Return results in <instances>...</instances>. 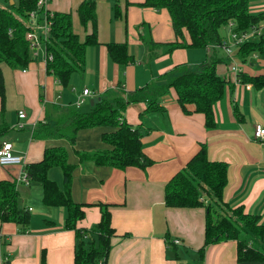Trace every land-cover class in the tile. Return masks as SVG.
I'll return each instance as SVG.
<instances>
[{"label": "crops", "instance_id": "crops-1", "mask_svg": "<svg viewBox=\"0 0 264 264\" xmlns=\"http://www.w3.org/2000/svg\"><path fill=\"white\" fill-rule=\"evenodd\" d=\"M9 1L13 0H0V8L10 9ZM84 1L50 0L46 7L50 12L71 13L74 32L81 41L92 32L91 24L83 27L78 16ZM94 1L99 44L87 49L85 68L72 76L69 88H63L47 73L44 47L25 70L2 66L7 104L0 118L10 127L2 140L14 145V153L24 158V165L0 166V182L15 183L19 206L31 210L27 233H21L16 224H2L0 220V264L7 260L9 264H41L44 252L47 264H74L75 233L64 228L67 209L46 206L40 183L30 180V185H26L19 181L27 165L41 161L45 150L52 147H64L69 163L75 166L71 186L74 201L91 205L84 208L80 228L89 229L99 223L101 210L96 203L113 205L112 226L116 234L107 264H264L238 263L235 241L209 245L202 257L205 208H169L165 203L167 183L205 145L210 160L228 165L225 201L234 209L242 207L245 213L259 216L264 224V145L254 138L256 126H264V89L243 83L239 74L231 70L232 63L227 66L222 60L217 67L218 74L227 78L230 86L214 107L218 124L215 129H206L203 114H185L174 89L160 100L166 111L146 117L141 127L143 148L154 161L146 170H119L94 160H81L77 151L109 150L102 136L113 128L81 130L74 146L66 139L35 138L42 122L64 120L72 110L88 111L94 98L115 90L119 84L125 91L167 84L183 66L192 68L212 55V48L198 51L196 56L194 49L187 48L167 52L163 45L175 41L176 36L165 9L142 7L145 0H119L123 16L116 20L113 0ZM263 11L264 0H252L251 12ZM123 42L136 59L127 66L114 63L108 54L109 43ZM241 64L242 72H264V59L258 56ZM84 89L92 94L77 109L75 102ZM1 108L0 100V112ZM145 109V103L131 104L125 112L127 121L140 127V114ZM19 111L27 116L23 120L27 125L22 129L16 128L21 121ZM55 168L49 171V178L62 187L63 171ZM176 240L180 243L176 244Z\"/></svg>", "mask_w": 264, "mask_h": 264}, {"label": "trees", "instance_id": "trees-1", "mask_svg": "<svg viewBox=\"0 0 264 264\" xmlns=\"http://www.w3.org/2000/svg\"><path fill=\"white\" fill-rule=\"evenodd\" d=\"M13 1L10 9L0 8L1 115L7 104L2 66L5 64L13 70H25L34 62L26 38V22L33 11L39 13L40 22L44 12L38 9L39 0ZM113 2V17L117 20L123 15L119 0ZM251 3L252 0H145L141 6L168 11L176 40L163 45L167 47V52L209 47L215 54L216 48L224 42L221 28L228 27V35L231 30L239 34L248 33L264 21V11L251 12ZM77 12L83 27L92 26V32L84 41L74 32L71 13L46 12L50 33L43 38V44L46 52L53 56V60L46 64L47 73L54 76L63 88H69L72 76L84 70L87 49L99 44L96 2L85 0ZM230 23L234 24L232 29ZM257 37L236 48V57L242 63L257 56L264 59V33ZM107 48L114 63L127 66L136 61L126 42L109 43ZM221 62L222 59L214 55L198 66L190 68L185 65L167 84H149L133 91H125L119 84L115 90L101 96L88 111L72 110L64 120L42 122L35 132V138L66 139L74 146L81 130L113 128L112 132L102 136L110 149L77 151L81 160H94L99 165L119 170L130 167L146 170L154 161L144 152L141 127L150 114L166 111L161 107L160 100L169 95L171 89L175 90L177 102L185 114L201 113L205 116L207 130L217 127L214 107L224 98L230 86V81L218 74L217 67ZM239 76L243 83L253 84L258 90L264 89V72L259 75L241 72ZM137 103L146 104L145 111L140 114V127H135L125 117L127 108ZM9 130V125L0 118V140ZM55 167L63 171L62 187L49 178V171ZM26 171L31 181L42 185L43 203L46 206L67 209L64 228L75 233L74 264H107L112 239L116 234L112 226L113 205L96 203L95 206L101 210L99 223L89 229L78 226L85 218L84 208L91 205L77 203L72 197L75 166L69 163L67 150L64 147L47 148L43 159L27 165ZM227 185L228 165L210 160L206 146L202 145L186 167L167 183L165 203L169 208H205V243L200 250L202 257L209 245L235 241L238 263L264 262V224L259 216L245 213L242 207L234 209L225 201ZM18 197L15 183L7 180L0 182L1 223L16 224L21 233H27L30 212L19 206ZM167 242L170 243L169 237ZM5 264H9V261ZM41 264H47L45 252Z\"/></svg>", "mask_w": 264, "mask_h": 264}, {"label": "built area", "instance_id": "built-area-1", "mask_svg": "<svg viewBox=\"0 0 264 264\" xmlns=\"http://www.w3.org/2000/svg\"><path fill=\"white\" fill-rule=\"evenodd\" d=\"M50 0H39L38 1V9H42L44 12L41 16H43V19L39 22L38 16L39 13L37 11H33L29 14L28 21L26 22V25L28 27V32L26 35L27 40L30 43V47L33 53V56L36 55L37 51L44 47L43 44V38H46L48 34L50 33V23L47 19V5L49 4ZM229 26H234L233 23H230ZM264 33V21L261 22L258 27H255L251 32L248 33H234L232 30L229 32L228 40L224 41L221 45V48H223L227 55L230 57L233 53V49H236L243 43L250 40V38L255 36H260ZM253 34V35H251ZM45 49V47H44ZM53 56L48 54L45 50V62L47 64L48 61H52ZM231 70L235 72L236 74H239L242 72L241 67H238L236 65H231ZM92 92L89 89H84V91L79 95L77 101L75 102V107L77 109H80L86 102L87 97L91 96ZM26 113L24 111H19V118L20 122L16 125V128H25L26 123L23 121L26 119ZM254 138L256 141H258L260 144L264 145V126L261 124H258L255 128L254 132ZM12 165H24V158L16 155L14 153V145L11 142L0 140V166H12ZM19 181L30 185V178L28 177L27 171L24 170L23 174L20 176ZM31 210V209H29ZM1 242V238H0ZM176 244H179L180 241L176 240Z\"/></svg>", "mask_w": 264, "mask_h": 264}, {"label": "rangeland", "instance_id": "rangeland-1", "mask_svg": "<svg viewBox=\"0 0 264 264\" xmlns=\"http://www.w3.org/2000/svg\"><path fill=\"white\" fill-rule=\"evenodd\" d=\"M220 33H221V35L223 36V40L224 41H227L228 40V27H223V28H221V30H220ZM251 35H253V34H251ZM256 38H258L257 36H255V39ZM208 49H210L209 47H207V48H204V49H194L195 51L193 52L194 53V55L196 56V55H198V53L199 52H203V50H207L208 51ZM199 51V52H198ZM211 53H212V55L211 56H214V55H216V56H218L219 58H221L222 60H225L226 61V65L228 66L229 64H233V65H236V66H238V67H240V65H242L241 63V61H239L238 59H237V57H236V49H233V53H232V55L229 57L228 55H227V53H226V51L223 49V48H221L220 46L219 47H217L216 48V51H215V54L211 51ZM211 56H208V58L209 57H211ZM207 58V59H208ZM232 59V60H231ZM194 62V61H193ZM196 62V61H195ZM197 64L198 63H196V65L195 66H197ZM199 65V64H198ZM194 66V67H195ZM87 100V99H86ZM55 169H58V171H60L61 172V169L60 168H55ZM62 173V172H61ZM9 261V260H8Z\"/></svg>", "mask_w": 264, "mask_h": 264}, {"label": "water", "instance_id": "water-1", "mask_svg": "<svg viewBox=\"0 0 264 264\" xmlns=\"http://www.w3.org/2000/svg\"><path fill=\"white\" fill-rule=\"evenodd\" d=\"M11 3L13 4V1H11ZM99 101V98H94L92 101H91V104L93 105L94 103L98 102Z\"/></svg>", "mask_w": 264, "mask_h": 264}]
</instances>
